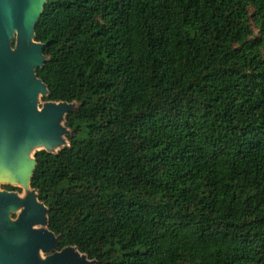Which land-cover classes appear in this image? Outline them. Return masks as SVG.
<instances>
[{
    "label": "trees",
    "instance_id": "1",
    "mask_svg": "<svg viewBox=\"0 0 264 264\" xmlns=\"http://www.w3.org/2000/svg\"><path fill=\"white\" fill-rule=\"evenodd\" d=\"M35 41L75 104L30 182L58 250L264 264V0H47Z\"/></svg>",
    "mask_w": 264,
    "mask_h": 264
},
{
    "label": "water",
    "instance_id": "2",
    "mask_svg": "<svg viewBox=\"0 0 264 264\" xmlns=\"http://www.w3.org/2000/svg\"><path fill=\"white\" fill-rule=\"evenodd\" d=\"M46 3L0 0V183L35 195L22 203L18 194L0 191V264H94L74 247L58 250L57 239L47 228V209L30 186L35 153H55L48 149L67 130L64 117L74 109L62 102H44L37 109L38 94L48 95L35 74L45 61L44 45L35 41V27ZM36 147L43 149L29 157ZM11 214H17L16 219ZM51 251L40 258V252Z\"/></svg>",
    "mask_w": 264,
    "mask_h": 264
},
{
    "label": "rangeland",
    "instance_id": "3",
    "mask_svg": "<svg viewBox=\"0 0 264 264\" xmlns=\"http://www.w3.org/2000/svg\"><path fill=\"white\" fill-rule=\"evenodd\" d=\"M16 41L14 40V43ZM43 95L42 94H38V98H37V109L38 110H41L43 108V105H44V101H43ZM69 108H75V104H71L69 106ZM58 126L59 127H62L61 125V121H58ZM68 134V131L67 130H63V132L60 134V137H59V140L58 142H54L52 147H49V151L51 152H56L57 150H59L61 147H63L64 145H67V141H66V135ZM43 149V147H36L34 149H32V151L29 153V157H32L33 156V153H35L37 150H41ZM10 187H15L16 189H18V192L16 194L19 195V199L22 201V203H25L26 201H28V199L30 198H35V195L34 193H32L30 190H22L21 188L19 187H16V186H8L4 183H0V191H7L8 188ZM15 216L17 217V214H15ZM45 227L44 226H35L34 229H44ZM54 251H51L47 254L45 253H41L40 252V258H44V257H47L48 255H51L53 254Z\"/></svg>",
    "mask_w": 264,
    "mask_h": 264
},
{
    "label": "flooded vegetation",
    "instance_id": "4",
    "mask_svg": "<svg viewBox=\"0 0 264 264\" xmlns=\"http://www.w3.org/2000/svg\"><path fill=\"white\" fill-rule=\"evenodd\" d=\"M10 188H13V187H10ZM7 192H9V193H17L18 192V189L17 190H9V189H7ZM11 218L13 220L16 219L15 214H11Z\"/></svg>",
    "mask_w": 264,
    "mask_h": 264
}]
</instances>
